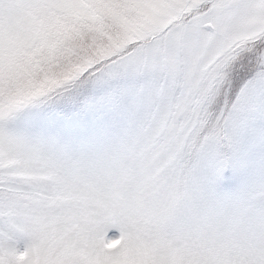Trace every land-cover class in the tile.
Returning a JSON list of instances; mask_svg holds the SVG:
<instances>
[{
    "label": "snow or ice",
    "instance_id": "obj_1",
    "mask_svg": "<svg viewBox=\"0 0 264 264\" xmlns=\"http://www.w3.org/2000/svg\"><path fill=\"white\" fill-rule=\"evenodd\" d=\"M0 264H264V0H0Z\"/></svg>",
    "mask_w": 264,
    "mask_h": 264
}]
</instances>
